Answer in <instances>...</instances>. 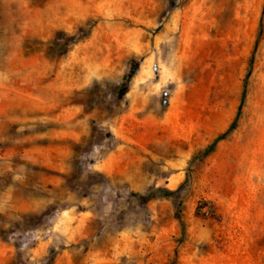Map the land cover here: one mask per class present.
I'll use <instances>...</instances> for the list:
<instances>
[{
	"label": "rangeland",
	"instance_id": "obj_1",
	"mask_svg": "<svg viewBox=\"0 0 264 264\" xmlns=\"http://www.w3.org/2000/svg\"><path fill=\"white\" fill-rule=\"evenodd\" d=\"M0 264H264V0H0Z\"/></svg>",
	"mask_w": 264,
	"mask_h": 264
},
{
	"label": "trees",
	"instance_id": "obj_2",
	"mask_svg": "<svg viewBox=\"0 0 264 264\" xmlns=\"http://www.w3.org/2000/svg\"><path fill=\"white\" fill-rule=\"evenodd\" d=\"M230 132H231V128L228 129V130H227L225 133H223L221 136H219L217 140L224 138V137L227 136ZM169 193H172V191L169 190V189H166V188H157V189L151 191L150 193H148V194H146V195H142V198H143L145 201H148V200L152 199L153 197H155V196L158 195V194L166 195V194H169Z\"/></svg>",
	"mask_w": 264,
	"mask_h": 264
}]
</instances>
